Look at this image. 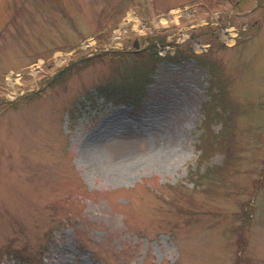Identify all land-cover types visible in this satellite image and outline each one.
<instances>
[{
  "label": "rangeland",
  "instance_id": "obj_1",
  "mask_svg": "<svg viewBox=\"0 0 264 264\" xmlns=\"http://www.w3.org/2000/svg\"><path fill=\"white\" fill-rule=\"evenodd\" d=\"M0 264H264V0H0Z\"/></svg>",
  "mask_w": 264,
  "mask_h": 264
},
{
  "label": "trees",
  "instance_id": "obj_2",
  "mask_svg": "<svg viewBox=\"0 0 264 264\" xmlns=\"http://www.w3.org/2000/svg\"><path fill=\"white\" fill-rule=\"evenodd\" d=\"M164 43V36H155L150 41L146 53L141 58H134L132 63L128 62L127 56H119L116 59L117 74L108 80L106 83L99 85L98 91L101 95L116 96L129 100L133 105L140 103L142 95L145 92L146 85L151 81L152 74L156 62L161 58L176 59L189 56H197L191 48L177 47L171 54L167 52L163 57L159 54L157 43ZM93 56H81L77 60H72L71 63L63 70L58 72L57 75L63 74L64 70H71V68L78 66L83 67L86 62L90 61ZM198 57V56H197ZM55 76V77H56ZM229 113V109L226 111ZM222 143V142H221ZM218 147V143H215ZM208 147L207 143L203 144L201 154L205 155V149Z\"/></svg>",
  "mask_w": 264,
  "mask_h": 264
}]
</instances>
